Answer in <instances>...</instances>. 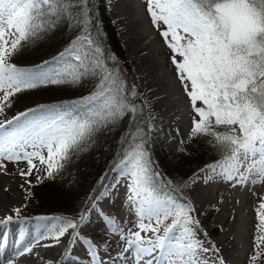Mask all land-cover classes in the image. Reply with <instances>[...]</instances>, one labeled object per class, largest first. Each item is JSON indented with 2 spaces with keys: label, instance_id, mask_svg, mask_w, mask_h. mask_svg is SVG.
<instances>
[{
  "label": "snow or ice",
  "instance_id": "6c2138e0",
  "mask_svg": "<svg viewBox=\"0 0 264 264\" xmlns=\"http://www.w3.org/2000/svg\"><path fill=\"white\" fill-rule=\"evenodd\" d=\"M147 11L170 50L189 107V132L179 141L182 153L191 155L189 146L202 140L214 156L188 180L235 188L247 186L254 173L264 176V0H147ZM61 27L72 28L73 35L51 59L29 68L13 62ZM94 31L98 33V22L92 0H0V112L26 91L83 86L86 80L92 85L87 95L71 103L38 104L0 122V168L5 160L17 165L23 161L26 169L19 175L29 188L33 175L40 182L54 179L86 145L98 142L102 133L111 135L118 120L130 117V127L118 139L119 151L84 208L71 217H53L58 228L44 226L15 254L31 252L32 244L50 236L52 243L45 247L68 246L61 264H78L81 257L71 260L77 245L88 264H224L198 209L184 195L187 181L166 177L152 161L147 144L153 129L142 116L144 106L138 110L129 99L136 96L135 87L109 67L110 58ZM121 185L131 219L118 228L115 214L101 205ZM260 210L264 198L257 225L264 230ZM92 216L104 228L97 237L84 232ZM13 223L19 224L11 216L0 222V245L5 243L3 225ZM257 240L259 251L250 264H264V231ZM0 264L12 262L0 256Z\"/></svg>",
  "mask_w": 264,
  "mask_h": 264
},
{
  "label": "rangeland",
  "instance_id": "374dc122",
  "mask_svg": "<svg viewBox=\"0 0 264 264\" xmlns=\"http://www.w3.org/2000/svg\"><path fill=\"white\" fill-rule=\"evenodd\" d=\"M111 1L104 0L106 12L107 15L112 19V23L116 28L117 37L122 49L124 50V55L131 62L129 78L134 86L140 91V98L144 105L148 122L153 129L150 135L165 153L166 159L163 162L165 165L164 168L167 169L171 165H176L180 168L184 167L186 171L190 172L188 176L190 177L191 174L196 172L200 167L197 164H191L189 166L185 165V158L183 153H181L182 146L178 141V137L181 135L178 134L176 130L179 129V125L182 126V130H184L186 125L189 126V107L186 102V97L184 96L181 86L176 78L174 67L170 60V50L168 49L163 37H161L159 34L157 27L151 22V16L147 11V0L131 1L133 9L129 17L126 15L119 17V15H117L118 12ZM129 19H133L134 21L137 20L134 32L128 27ZM138 33L141 34L142 37L146 36L145 39L139 41ZM130 38H134V41H132ZM146 45H148V47L144 48ZM145 56L148 58H144ZM51 57L52 56L43 57L41 61L49 60ZM152 61L155 63L154 70H151L150 68V63ZM38 104H40V102H38L37 105ZM173 110L175 111L174 115L172 113ZM13 117L15 116L9 114L7 109H5L3 112H0V122H6ZM179 133H181V129H179ZM189 147L196 149L197 153L199 152L196 145H190ZM14 150L19 151V149ZM0 151H4V146L0 147ZM180 154H182L181 158ZM5 155H7L6 152ZM208 159L209 158L203 156L202 160L204 163H206ZM4 164L5 167L0 168V198L3 199L5 195L8 198H12V208L10 211H8V213H6L7 217L5 215L3 219L8 218L9 216L12 218L14 216H18V218L15 219L22 220L37 218V216L26 217L23 211L25 206L37 207L39 205L38 197L35 198L33 195H30L27 192L25 186L21 187L24 180H22L19 173L21 169H26L25 163L21 161L17 165L5 160ZM88 171L93 172L94 169L91 168ZM40 175L43 177V174ZM43 180H45V178H43ZM187 183L189 187L186 189L185 196L191 200V181L187 179ZM65 185L68 187H76V193L70 198L71 201L69 204H73L75 206V212L80 211L84 208L86 202L88 201V198L84 195L85 192L91 187L89 181L87 180L85 183L74 175H71ZM220 185L214 193L215 201L213 204H194L198 209L197 215L200 217L201 215H205L212 211L210 221L208 224H204L203 228L206 230L209 224H214L218 227V234L212 238L211 241L215 244L216 248L219 249L217 256L224 261V264H229V262H231V264H250L251 256L257 252L255 251L256 244L259 241L257 240V236L259 235L260 231H264L258 230L257 228V225L259 224V204L261 198H264V179H261L257 184H255V188L252 187L251 189H249L248 186L233 188L229 184L223 182H221ZM225 191L230 192L229 194L234 196V198L229 197L226 200V198L223 196ZM1 195L4 196L2 197ZM223 200H226L229 203V211H226V215L222 220V212L219 206L223 203ZM121 202H124L123 207H121ZM224 204H226V202H224ZM126 205L127 202L125 201L124 188L123 185H121L117 189L115 195H112L108 202L103 203L101 206L104 208L105 212H112L115 214L117 218L116 226L119 228L124 220L131 219L126 211ZM4 211L7 212L6 210ZM71 212L72 211H68L65 215H42L41 217L45 219L53 217L59 218L64 216L71 217L73 214ZM235 215L238 219H234ZM231 222H233L235 225L234 232L231 235L232 245L235 242V244L237 243L235 248H237L239 244L243 246L242 250L236 252L235 249L232 251L237 254V256L233 257L230 255V253H232L231 251L224 253L223 246L225 244H218L219 237ZM50 226H53L55 229L58 228V221L56 220L55 222L51 223L48 228H51ZM130 226L131 225H129V227ZM40 231H30V234L25 241V245H28L29 241L33 240L35 236L39 235ZM84 232L87 236L95 237L96 235L103 233L104 228L100 227L99 221L95 218V216H92L91 223H89L88 227L84 229ZM100 238L103 239V236ZM109 238H112L110 232ZM31 247L36 251H40L42 244L35 242L31 245ZM66 247V244H61L56 247L55 251L51 255L52 257L39 256L38 258H35L34 256H30L29 258L31 259V262H28L29 264H61L60 261L63 260V251H65ZM245 250H247L245 256L242 258L238 257V254ZM15 252L16 249L12 250L10 252L12 255H8L6 259L14 260L15 258V261L11 260L12 264H17L18 262V264H28L26 261L23 262L26 259H21L22 256H24V253H22V255H16ZM77 256L81 257L78 264H88V260L84 258V249L79 245H77L74 249V254L71 256V260L75 261ZM217 264H219V261H217Z\"/></svg>",
  "mask_w": 264,
  "mask_h": 264
},
{
  "label": "trees",
  "instance_id": "16d2710c",
  "mask_svg": "<svg viewBox=\"0 0 264 264\" xmlns=\"http://www.w3.org/2000/svg\"><path fill=\"white\" fill-rule=\"evenodd\" d=\"M92 12L93 18L98 22V33L94 31V35L102 42L105 49L106 57L109 67H114L117 74L121 75L122 79H125L126 85L134 86L129 78V71L131 69V62L125 57L124 50L122 49L117 37V31L112 23V19L107 15L104 0H92ZM73 35L72 28L61 27L54 36L50 38H44L38 40L34 45L29 46L21 55L15 56L13 62L20 67H33L41 62L43 57H49L55 55L56 51L62 49L64 44ZM135 87V86H134ZM92 85L87 80L83 86H69V85H52L47 87L37 88L35 90L26 91L22 94H18L15 103L7 108L8 113L17 115L27 108H32L37 105L38 102L45 106H51L60 103H71L78 100L80 97L87 95L91 90ZM136 96L130 97V100H134L136 107L139 110L143 105L140 98V91L135 87ZM144 106V105H143ZM142 116L148 121V117L143 110ZM4 118V116H3ZM130 117L125 115L117 121V128L113 130L112 134L102 133L98 136V142L94 144H88L83 151L76 155L72 163L67 165L61 174H58L54 179L45 178L43 182L37 180L36 176H32V186L29 188L27 184L23 182L27 192L38 197L39 205L37 207H24L23 211L27 216H34L37 214L43 215H65L68 211L75 212V206L69 204L70 198L76 193V187L66 186V182L71 175H74L83 182L89 181L91 187L85 192V195L89 199L90 193L99 188V184L95 183L99 180V177L105 169L109 167V164L114 156L119 151L118 139L123 134L124 129L130 127ZM135 123L140 124V119L137 118ZM143 126V125H141ZM196 149L189 147L191 155H184V163L189 166L191 164L201 165L204 164L203 156L209 158L208 161L214 159L212 149L205 147L203 141H199L196 145ZM148 152L151 154L152 161L157 165L158 169L165 174L166 177H175L179 182L181 179L187 181L190 174L184 167L180 168L176 165H171L165 169L164 161L166 159L165 153L158 146L153 137L149 136L147 144ZM182 153V152H181ZM182 154H180V158ZM94 169L93 172L88 171ZM43 174V173H40ZM103 189H101L102 191ZM180 189L177 188V191ZM186 195V190L184 191ZM87 203V202H86ZM212 211L205 215L198 217L202 224H208ZM260 223V221H259ZM206 231L210 234V238H214L218 234V227L214 224H209ZM96 235L95 237H97ZM259 244L257 242L256 246ZM255 251H259L256 247ZM261 262H264V257L260 258Z\"/></svg>",
  "mask_w": 264,
  "mask_h": 264
},
{
  "label": "bare ground",
  "instance_id": "6f19581e",
  "mask_svg": "<svg viewBox=\"0 0 264 264\" xmlns=\"http://www.w3.org/2000/svg\"><path fill=\"white\" fill-rule=\"evenodd\" d=\"M111 1V0H110ZM131 1H134V0H112L111 2H113L116 10H117V15H119V17L121 16H130L131 15V11L133 9V6L131 5ZM137 1V0H136ZM134 3V2H133ZM112 5V4H110ZM139 5V4H137ZM113 7V6H112ZM120 8V9H119ZM139 10V9H138ZM115 11V10H114ZM137 12V11H135ZM139 13V12H138ZM137 21V20H136ZM136 21H134L133 19H129L128 20V27L131 29V31H135V26H136ZM140 21V20H139ZM142 32V31H141ZM138 37H139V41H142L143 39H145V37H142L141 34L138 33ZM137 37V38H138ZM132 41H134V38H130ZM126 42V41H125ZM129 45V44H128ZM148 45L144 46V48H147ZM138 52V51H137ZM144 58H148V57H144ZM148 60V59H147ZM154 65L155 63L152 61L150 63V68L151 70H154ZM149 68V69H150ZM173 115L175 114V111L173 110L172 111ZM179 129H181V133L180 135L182 134L184 137H187V134L189 132V126L186 125L184 130H182V126L179 125L178 127ZM181 140V136L178 137V141ZM221 184V182L219 181H216V182H211L209 184H204V183H199L198 185H192L191 184V188H192V191H191V201L196 204V205H205V204H213V202L215 201V197H214V193L216 192L218 186ZM257 184V183H256ZM221 186V185H220ZM234 188V187H233ZM255 188V187H254ZM194 189V190H193ZM6 190V189H5ZM1 191V190H0ZM4 192V191H3ZM2 193V192H1ZM6 193V192H4ZM230 192H227L225 191L223 196L224 198H226V200L231 197V198H234V196L230 195L229 194ZM2 196V195H1ZM4 196V195H3ZM2 196V197H3ZM12 197V195H11ZM223 198V199H224ZM11 199L12 198H8L6 195L5 197L0 198V222H3V218L4 216L6 215V213H8V211L11 210ZM226 200H223V203L219 206V208L221 209V219L223 220L225 215H226V211L229 209V203L226 201ZM15 201V200H14ZM224 202H226V204H224ZM13 204V203H12ZM4 210H6L7 212H5ZM229 211V210H228ZM227 211V212H228ZM7 217V215H6ZM21 217V216H20ZM234 219H238L235 215ZM56 220L52 219V218H48V219H45V218H34V219H30V220H26L24 224H20L21 220H19V224L17 225L16 223H14V226L13 228L15 229L16 231V236H17V239H18V242H12V240H10L9 242V238H7L8 242L6 243L5 245V248L2 249L1 251L4 252V257H8V253H10L12 251V249H17V248H20L21 245H25V241L28 237V235L30 234V231H34V232H37V231H40V230H43L44 229V226H49L51 223L55 222ZM233 221V220H232ZM235 223V222H234ZM40 226L39 228L37 226ZM57 225V224H56ZM58 226V225H57ZM51 229H53V231L55 230V228H53V226H50ZM234 228H235V225L233 224V222H231L227 228L224 230V232L222 233V235L219 237L218 239V244H225L223 246V249H224V253L227 251H239V250H242V245L239 244V246L237 248H235L237 246V243L232 245V239H231V235L233 234L234 232ZM243 238H244V235H243ZM12 239V238H11ZM230 239V240H229ZM39 244H42V248L40 251H36L34 249H32L31 252H24V256H22V260H24L23 262L26 261V263L28 261L31 262V259L29 258L30 256H34L35 258H38L39 256H45V257H49L53 254V252L55 251V248L56 247H52V248H49V247H45V245H48V244H51L52 243V240H51V237L50 236H45L43 237L42 239H40L39 241H37ZM222 246V245H221ZM3 247V246H2ZM60 250V249H59ZM247 250H248V245H247ZM247 250L245 251H242V253H245L247 252ZM57 251V250H56ZM15 255V254H14ZM22 255V254H20ZM230 255L233 257V256H237V254H235V252H232L230 253ZM52 257V256H51ZM57 257V256H56ZM13 258V257H12ZM20 258V257H19ZM20 259V261H21ZM8 260V259H7ZM10 260V259H9ZM13 260V259H11ZM10 260V261H11ZM51 260V259H50ZM49 260V261H50ZM62 260V259H61ZM15 261V258L14 260ZM231 261V259H230ZM22 262V261H21ZM47 262V261H46ZM52 262V260H51ZM61 262V261H60ZM15 263V262H14ZM19 263V262H18ZM17 263V264H18ZM23 264V263H22ZM29 264V262H28ZM53 264V263H52ZM55 264V263H54ZM229 264H231V262H229Z\"/></svg>",
  "mask_w": 264,
  "mask_h": 264
}]
</instances>
